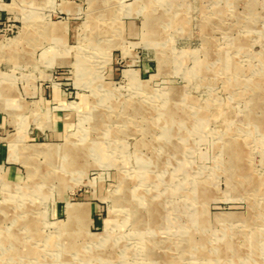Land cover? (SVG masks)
I'll list each match as a JSON object with an SVG mask.
<instances>
[{"label":"rangeland","instance_id":"obj_1","mask_svg":"<svg viewBox=\"0 0 264 264\" xmlns=\"http://www.w3.org/2000/svg\"><path fill=\"white\" fill-rule=\"evenodd\" d=\"M0 264H264V0H0Z\"/></svg>","mask_w":264,"mask_h":264},{"label":"bare ground","instance_id":"obj_2","mask_svg":"<svg viewBox=\"0 0 264 264\" xmlns=\"http://www.w3.org/2000/svg\"><path fill=\"white\" fill-rule=\"evenodd\" d=\"M227 56V55H226ZM215 71V70H214ZM232 72V71H231ZM260 120V119H259ZM8 197V196H7ZM71 209L76 210V207H71ZM69 212V211H68ZM67 224V223H66ZM68 225V224H67ZM66 229V228H65ZM261 235V234H260ZM28 247V246H27ZM81 247V246H80Z\"/></svg>","mask_w":264,"mask_h":264}]
</instances>
